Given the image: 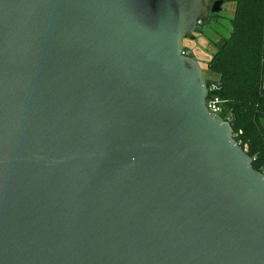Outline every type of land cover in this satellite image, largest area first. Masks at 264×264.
I'll return each instance as SVG.
<instances>
[{
    "label": "water",
    "instance_id": "water-1",
    "mask_svg": "<svg viewBox=\"0 0 264 264\" xmlns=\"http://www.w3.org/2000/svg\"><path fill=\"white\" fill-rule=\"evenodd\" d=\"M223 0H0V264H264V174L183 40Z\"/></svg>",
    "mask_w": 264,
    "mask_h": 264
},
{
    "label": "trees",
    "instance_id": "trees-1",
    "mask_svg": "<svg viewBox=\"0 0 264 264\" xmlns=\"http://www.w3.org/2000/svg\"><path fill=\"white\" fill-rule=\"evenodd\" d=\"M234 2L231 33L213 43L207 68L219 75L215 94L232 114L236 141L247 150L253 167L264 173V0Z\"/></svg>",
    "mask_w": 264,
    "mask_h": 264
},
{
    "label": "rangeland",
    "instance_id": "rangeland-1",
    "mask_svg": "<svg viewBox=\"0 0 264 264\" xmlns=\"http://www.w3.org/2000/svg\"><path fill=\"white\" fill-rule=\"evenodd\" d=\"M219 0H214L212 3L205 0L208 4H214ZM214 14V13H212ZM235 14V2L226 0L222 5V11L217 13L214 18L205 21L203 25L198 27L193 37H187L183 40V47L191 53V57L195 58L203 69L205 79L215 77L207 68V61L215 52L214 42L221 37H228L231 33V19ZM188 52V51H187Z\"/></svg>",
    "mask_w": 264,
    "mask_h": 264
},
{
    "label": "built area",
    "instance_id": "built-area-1",
    "mask_svg": "<svg viewBox=\"0 0 264 264\" xmlns=\"http://www.w3.org/2000/svg\"><path fill=\"white\" fill-rule=\"evenodd\" d=\"M202 24L203 22H200L198 25L200 26ZM183 54L188 55V56L190 55L189 52L184 51V50H183ZM207 87H208V97L206 100L207 108L213 110L220 118H222L224 121L230 124L231 119H232V114L226 112L221 98L215 94L219 88L217 82L211 81V83L209 84V86L207 85ZM210 93H211V96L209 97Z\"/></svg>",
    "mask_w": 264,
    "mask_h": 264
},
{
    "label": "crops",
    "instance_id": "crops-1",
    "mask_svg": "<svg viewBox=\"0 0 264 264\" xmlns=\"http://www.w3.org/2000/svg\"><path fill=\"white\" fill-rule=\"evenodd\" d=\"M208 1H210L211 3L214 1V0H208ZM226 1V0H225ZM231 1H234V0H231ZM211 3L210 4H208V3H206L207 5H211ZM223 4H224V2H223ZM189 53H190V51L189 50H187ZM214 53V52H213ZM190 55H191V53H190ZM211 59V58H210ZM209 59V60H210ZM209 60L207 61V64H208V62H209ZM209 80H211V81H218L219 80V75H215V77H212V78H210Z\"/></svg>",
    "mask_w": 264,
    "mask_h": 264
},
{
    "label": "flooded vegetation",
    "instance_id": "flooded-vegetation-1",
    "mask_svg": "<svg viewBox=\"0 0 264 264\" xmlns=\"http://www.w3.org/2000/svg\"><path fill=\"white\" fill-rule=\"evenodd\" d=\"M212 5V4H211Z\"/></svg>",
    "mask_w": 264,
    "mask_h": 264
}]
</instances>
